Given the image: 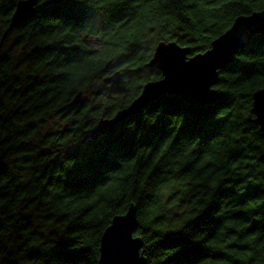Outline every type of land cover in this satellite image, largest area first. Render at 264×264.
<instances>
[{
    "label": "trees",
    "instance_id": "16d2710c",
    "mask_svg": "<svg viewBox=\"0 0 264 264\" xmlns=\"http://www.w3.org/2000/svg\"><path fill=\"white\" fill-rule=\"evenodd\" d=\"M17 2L0 0V264H99L104 231L132 203L146 264H264V132L252 122L264 34L220 70L219 101L166 95L89 138L162 77L147 66L160 42L204 53L264 0H38L2 42ZM11 36L27 58L6 54ZM51 115L66 126L40 136Z\"/></svg>",
    "mask_w": 264,
    "mask_h": 264
},
{
    "label": "water",
    "instance_id": "95a60500",
    "mask_svg": "<svg viewBox=\"0 0 264 264\" xmlns=\"http://www.w3.org/2000/svg\"><path fill=\"white\" fill-rule=\"evenodd\" d=\"M37 6L38 0H18L2 42L16 26L36 15ZM257 34H264V9L236 18L233 25L215 39L211 48L204 53L191 56L189 49L177 42H160L147 66L161 71L162 77L146 83L141 94L114 117L100 119L89 138L97 141L103 136L114 134L124 121L141 113L148 103L166 95H178L185 101L200 105L219 101L222 94L215 86L219 81L220 70L229 65L235 54ZM122 77L118 71L106 77L104 83H118ZM87 99L88 91L79 92L70 105L85 103ZM252 113L255 116L252 122L264 132V89L254 93ZM48 152L51 153V150ZM59 157L60 152L51 163L58 161ZM138 225L137 206L132 203L127 212L115 216L104 231L100 240L99 264H146L142 250L143 238L135 235Z\"/></svg>",
    "mask_w": 264,
    "mask_h": 264
},
{
    "label": "rangeland",
    "instance_id": "374dc122",
    "mask_svg": "<svg viewBox=\"0 0 264 264\" xmlns=\"http://www.w3.org/2000/svg\"><path fill=\"white\" fill-rule=\"evenodd\" d=\"M17 37L11 36L7 42L6 46V54L10 53L9 55H15L16 58L20 57V54L22 53V47L16 44ZM91 46L93 48H98V42L94 39L89 40ZM98 84V83H96ZM66 126L61 119L57 115H51L48 118H45V120L40 124V136H45L47 134L56 133L59 130L63 129V127ZM36 138V143L39 144L40 138Z\"/></svg>",
    "mask_w": 264,
    "mask_h": 264
},
{
    "label": "flooded vegetation",
    "instance_id": "af4514ba",
    "mask_svg": "<svg viewBox=\"0 0 264 264\" xmlns=\"http://www.w3.org/2000/svg\"><path fill=\"white\" fill-rule=\"evenodd\" d=\"M15 6H16V3H15ZM15 6H14V9H13V12L15 11ZM37 7H39V6H37ZM22 53L20 54V57L19 58H16L15 57V55L13 54V55H11V57L16 61V60H20V59H22V58H27L28 56H29V54H30V52H29V50L27 49V46L26 45H24L23 47H22ZM19 63H21V62H19ZM108 76H110L109 75V73L108 72H105L104 73V76L102 77V79L104 80L106 77H108ZM106 85H109V84H106ZM104 88H106V87H104ZM91 102H93V92H91V90H90V92L88 91V99H87V101L85 102V103H80V104H78V105H76L75 107H76V109L74 110V111H76L77 113L80 111V109L79 110H77V108L79 107V106H81V105H86V104H89V103H91ZM74 107V108H75ZM102 118H104V117H102ZM101 118V119H102ZM98 123V122H97ZM93 131V130H92ZM91 131V132H92Z\"/></svg>",
    "mask_w": 264,
    "mask_h": 264
}]
</instances>
